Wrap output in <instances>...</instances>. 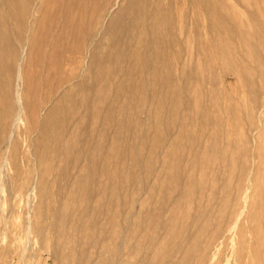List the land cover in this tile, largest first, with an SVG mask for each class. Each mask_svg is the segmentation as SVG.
I'll return each mask as SVG.
<instances>
[{"label":"rangeland","instance_id":"374dc122","mask_svg":"<svg viewBox=\"0 0 264 264\" xmlns=\"http://www.w3.org/2000/svg\"><path fill=\"white\" fill-rule=\"evenodd\" d=\"M0 1L16 46L64 9L30 0L19 26ZM116 1L45 87L32 63L13 134L20 55L0 59V264H264V0Z\"/></svg>","mask_w":264,"mask_h":264},{"label":"bare ground","instance_id":"6f19581e","mask_svg":"<svg viewBox=\"0 0 264 264\" xmlns=\"http://www.w3.org/2000/svg\"><path fill=\"white\" fill-rule=\"evenodd\" d=\"M108 0H63V8L59 13L56 14V16H53L51 18L50 23L52 20H55L54 25L50 27V31H52L51 39L47 40L46 32L44 30H41L40 33H37L38 35L35 36L32 39V41L28 42V38L24 39V44H20L19 46L14 45L8 35L4 32V15L0 9V59L2 61L9 62L13 55L19 54L18 62L19 64L16 67L14 81H13V97L14 102L17 105V109L15 111V118L13 119L12 125H11V131L12 134L16 132L18 129L20 122L23 118L28 120V117L26 118L27 112L29 113L30 109V100L29 95L32 91V86L30 85V81L32 83L33 81V74H32V63L37 62L39 60H45L49 64L48 73L45 77L44 83L42 87H45L46 82L48 79H51V71H56L58 68L56 67L57 64L64 61V59H68L65 55L67 52L71 53L72 55H75V52H80L81 45H83V41L85 38L89 36V33H91V29H94L93 26L96 24V22L100 19V24L103 30H107L109 28V25L111 23H108V16L103 14L105 10V6ZM1 2V1H0ZM30 0H4L5 6L9 9V11L16 17L18 20V25L22 26L24 21V14L27 13L28 5ZM43 4L47 2V0H42ZM31 3V2H30ZM36 3V2H35ZM60 4V3H59ZM111 4V3H110ZM243 4V3H242ZM36 5V4H34ZM3 6V5H2ZM35 7V6H34ZM4 8V7H3ZM31 8V7H30ZM46 9V8H45ZM52 9V8H51ZM108 9V8H107ZM124 9L123 3L121 0H117L114 5L111 7L110 10V16L115 12L116 14L122 12ZM6 10V9H5ZM35 11H33L34 14ZM180 11L178 10V13ZM32 14V13H31ZM30 14V15H31ZM36 16V15H35ZM6 18V17H5ZM33 19V18H32ZM31 19V20H32ZM88 19V21H87ZM182 19V18H181ZM30 19H28L29 21ZM45 20V16L42 15L40 18L38 24L42 23V21ZM232 20V19H231ZM180 23V22H179ZM24 26V25H23ZM26 26V25H25ZM39 26V25H38ZM20 28V27H19ZM27 29V27H26ZM43 29V28H42ZM46 29V28H45ZM25 31V30H24ZM27 31V30H26ZM35 31V30H34ZM18 33V32H17ZM35 33V32H34ZM97 35V34H96ZM95 36V35H94ZM99 38V37H98ZM145 38V37H144ZM46 41L44 42V40ZM23 40V39H22ZM89 40V39H88ZM96 40V39H95ZM94 40V41H95ZM28 42V43H27ZM44 42V43H43ZM88 42V41H87ZM151 42V41H150ZM46 46L45 50L42 47ZM95 44V43H94ZM258 46V45H257ZM49 47V49H48ZM94 47V45H93ZM97 47V46H96ZM263 47V46H262ZM90 49V48H89ZM90 51V50H89ZM87 53V52H86ZM104 54V53H103ZM90 55V53H89ZM95 55V54H94ZM87 56V55H84ZM156 56V55H155ZM237 56V55H236ZM88 59L89 56L86 57V60L84 63L88 65ZM146 59V58H145ZM95 60V59H94ZM103 60V59H102ZM82 64V63H81ZM7 65V64H6ZM86 65V66H87ZM13 67V66H12ZM55 69V70H54ZM85 69V68H84ZM83 69V72H84ZM59 70V69H58ZM37 73H40V69H37ZM35 74V73H34ZM89 74V73H88ZM36 75V74H35ZM82 76V75H81ZM54 77V76H53ZM63 79L62 74H59L54 78V81L56 83H59ZM89 79V76H88ZM86 80V79H85ZM40 81V80H38ZM3 82V81H2ZM5 84V83H4ZM30 86V87H28ZM239 86V85H238ZM8 87V86H7ZM60 87V86H59ZM41 88V87H40ZM88 88V87H87ZM46 89V88H45ZM9 94V93H8ZM1 98V97H0ZM191 104H188V106ZM204 106V105H203ZM16 107V106H15ZM14 111V110H13ZM200 111V110H199ZM3 112V111H2ZM264 109H262V112L259 114V128L256 131L260 130V138L261 142L257 144V152L256 156L264 163V120L261 119V115L263 114ZM206 113V112H205ZM28 115V114H27ZM30 116V115H29ZM13 117V116H12ZM4 119V118H3ZM201 119V118H200ZM38 121V120H37ZM205 122V120H203ZM26 124V122H25ZM5 125V124H3ZM28 126V124H27ZM8 131V130H7ZM255 132V131H254ZM257 133V132H255ZM11 135V133H10ZM254 135V134H253ZM12 136V135H11ZM10 136V137H11ZM9 137V138H10ZM13 138V137H12ZM242 138V137H241ZM11 139V138H10ZM13 140V139H12ZM209 140V139H208ZM254 140V137H253ZM11 144V143H10ZM252 144V143H251ZM33 145V144H32ZM255 146V145H254ZM25 147V146H24ZM27 148V145H26ZM9 149V147H8ZM7 149V152H8ZM253 149L251 150V153L253 154ZM28 150V148H27ZM24 151V150H23ZM22 151V152H23ZM191 151V150H190ZM232 154H233V164L234 165V143L232 146ZM200 152V151H199ZM9 153V152H8ZM6 156V155H5ZM202 156V155H201ZM8 157V155H7ZM23 158V157H22ZM28 158V157H27ZM32 158V157H31ZM254 158V157H253ZM190 162V160H189ZM240 162V161H239ZM7 163V162H6ZM28 163V162H27ZM232 163V160H231ZM254 164V163H253ZM8 165V164H7ZM4 166V164L2 165ZM203 166V165H202ZM220 166V165H219ZM2 168V167H1ZM0 168V169H1ZM8 168V167H7ZM195 168V167H193ZM2 170V169H1ZM4 170V169H3ZM36 170V169H35ZM254 170V169H252ZM1 172V171H0ZM253 172V171H252ZM251 172V173H252ZM264 173V166H263V172ZM39 175V173H37ZM36 174V175H37ZM1 175V173H0ZM264 175V174H262ZM3 177V176H2ZM37 178V176L35 177ZM1 179V178H0ZM8 182V181H7ZM36 182V181H35ZM3 183V182H2ZM1 183V184H2ZM9 184V182H8ZM11 184V183H10ZM34 184V183H33ZM32 184V185H33ZM240 184V183H239ZM248 184V185H247ZM247 184H246V192L243 194V200H245L247 194L250 193L251 189H253V178L252 176H249L247 178ZM3 185V184H2ZM0 185V188L2 187ZM10 186V185H9ZM36 186V184H35ZM34 186V187H35ZM33 187V186H32ZM33 189V188H32ZM30 189V191L32 190ZM2 190V189H1ZM9 191V189H8ZM33 191V190H32ZM31 191V192H32ZM1 193V191H0ZM12 193V192H11ZM9 194V193H8ZM11 195V194H10ZM8 196V195H7ZM6 196V197H7ZM14 196V195H13ZM28 196V195H27ZM239 196V195H238ZM1 197V196H0ZM12 197V196H11ZM16 197V196H15ZM178 197V196H177ZM238 198V197H237ZM28 199V213L29 216L28 219V230L27 232L30 235V217H31V210L33 205V194L27 197ZM13 200V199H12ZM246 203V201L244 202ZM26 204V205H27ZM36 204V203H35ZM34 204V205H35ZM247 206V205H246ZM173 207V206H172ZM245 208V207H243ZM240 214V213H239ZM1 216V215H0ZM206 217V216H205ZM239 217V216H238ZM204 218V217H203ZM241 218V217H240ZM242 219V218H241ZM30 220V221H29ZM240 221V220H239ZM238 220L236 221L235 225ZM32 225V224H31ZM198 227V226H197ZM44 229V228H43ZM209 229V228H208ZM230 230V229H229ZM232 231V230H231ZM234 231V229H233ZM64 232V231H63ZM199 232V231H198ZM208 232V231H206ZM4 233V231L2 232ZM163 233V232H162ZM229 234V233H228ZM232 234V233H231ZM4 235V234H3ZM30 237V236H29ZM233 237V236H232ZM3 238V237H2ZM224 238V237H223ZM123 239V238H122ZM233 240V239H232ZM231 240V242H232ZM31 241L29 240L27 242V245L25 246V249L23 250V253L28 250V248L31 246ZM122 244V243H121ZM234 243H232V247ZM193 246V245H192ZM220 246V245H219ZM55 248V247H54ZM121 249V248H120ZM213 250V249H212ZM216 251V250H215ZM213 251V252H215ZM219 251V250H218ZM216 251V252H218ZM234 251V250H233ZM54 252V251H53ZM121 252V250H120ZM212 252V254H213ZM215 252V253H216ZM236 252V251H235ZM203 253V252H202ZM201 253V254H202ZM58 255V253H57ZM214 256L217 254H213ZM215 256V258H216ZM262 257V256H261ZM213 258V260L215 259ZM236 260V259H235ZM211 261V260H210ZM181 262V261H180ZM188 262V261H187ZM213 262V261H212ZM212 262H210L212 264ZM215 263V262H214ZM234 263V262H233ZM117 264V263H116ZM199 264V263H198Z\"/></svg>","mask_w":264,"mask_h":264}]
</instances>
